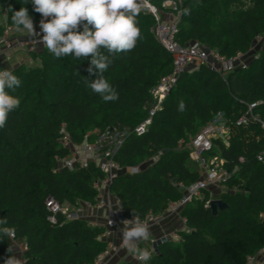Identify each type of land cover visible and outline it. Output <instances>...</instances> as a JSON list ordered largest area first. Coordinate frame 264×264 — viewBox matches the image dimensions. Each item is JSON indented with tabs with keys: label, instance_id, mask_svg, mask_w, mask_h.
Wrapping results in <instances>:
<instances>
[{
	"label": "trees",
	"instance_id": "obj_1",
	"mask_svg": "<svg viewBox=\"0 0 264 264\" xmlns=\"http://www.w3.org/2000/svg\"><path fill=\"white\" fill-rule=\"evenodd\" d=\"M22 6L33 22L41 18L29 0H0L5 14L0 36L6 26H14L13 10ZM183 8L191 13L182 15L178 26L176 39L182 45L198 41L230 58L247 53L256 36L264 34V0H185ZM137 20L141 39L134 50L116 56L104 73L119 93L114 102L102 101L86 85L95 79L87 71L89 59L56 58L42 48L31 53L34 64L13 69L21 86L12 94L21 105L0 129V218L7 217L17 240L26 242L25 264H93L107 249L104 229L84 218L60 214L57 224H51L46 200L52 196L70 207L95 204L94 182L105 177L93 162L86 168H58L57 160L70 153L60 142L62 126L76 144L95 141L107 128L132 131L154 105L151 88L172 72L171 54L151 31L154 18L139 12ZM247 62L224 77L206 65L186 70L148 131L140 136L131 132L114 155L123 169L141 167L135 174L123 170L110 185L126 216L133 211L142 219L149 212L159 215L184 196L180 185L188 188L201 179L190 166V150L181 148L180 141L195 136L218 113L228 121V136L215 139L209 153L234 173L228 190L218 194L227 207L213 214L206 206L212 191L203 190L182 209L187 223L179 240L157 246L148 264H245L264 245V164L257 159L264 150V130L253 122L237 125L253 103L254 113L264 118V46ZM9 244L8 237L0 241V264L9 255ZM13 250L18 258L14 245Z\"/></svg>",
	"mask_w": 264,
	"mask_h": 264
},
{
	"label": "built area",
	"instance_id": "obj_2",
	"mask_svg": "<svg viewBox=\"0 0 264 264\" xmlns=\"http://www.w3.org/2000/svg\"><path fill=\"white\" fill-rule=\"evenodd\" d=\"M185 0H159L160 5L153 0H137L139 12L151 15L155 20V25L151 28L152 33L158 42L171 54L173 67L172 72L161 78L159 83L151 88L150 96L153 100V107L147 118L140 122L132 131L119 130L117 128H107L95 141L85 140L80 144L73 142L62 126L60 142L63 147L70 150L69 155L58 159V168L74 170L76 168H86L90 162L96 164L105 174L103 179L94 182L97 190V202L95 204L86 202L78 203L75 207L68 204H61L52 196L46 200V207L50 212L48 221L57 224L58 215L62 214L66 219L85 218L84 211L87 209H106L107 216L104 224L88 221L92 227L104 229L101 237L107 242V249L103 251L93 264H107V260L116 253L123 251L120 247L121 223L125 219H132L133 216H126L121 200L110 192V185L117 175L123 170L133 174L140 171V166L123 169L115 160L114 155L124 144L126 138L131 134L143 135L152 123L156 111L161 109V105L166 96L176 86L179 77L188 69L206 65L223 77L238 67H245L248 58H252L255 53L264 46V34L258 35L255 42L247 53L225 58L216 50H211L202 43L195 41L187 45L180 44L176 37L178 26L181 20L180 10ZM3 15H5L3 13ZM41 18L34 22L35 30L40 33L39 22ZM44 48L40 42V36L29 37L26 33L16 31L14 26H6L0 36V69H8L1 65L2 57L9 54L15 55L17 52L23 54L21 64H34L31 53ZM46 49V48H44ZM13 70V69H12ZM257 103L248 105L247 112L239 118L237 125H244L250 122L257 123L264 130V118L254 113ZM229 134V125L223 113H218L213 120L204 126L195 136L188 141L181 140L179 146L190 150V158L198 164L201 179L190 187H185L184 196L175 202H170L167 209L159 215L149 212L143 221L149 226L157 225L163 217L167 215L180 216L182 223L186 225L187 219L181 215L182 209L193 199L201 196L203 190H218V194L228 190V182L233 176V172L223 167V161L219 156H209L213 150V141L218 138H226ZM264 155V150L258 156ZM257 156V159H258ZM157 158H153L156 160ZM243 161V158H240ZM264 164V160L258 159ZM181 187V185H180ZM219 195L217 196V198ZM209 207V201L206 204ZM261 221L264 223V210L260 213ZM87 220V219H86ZM113 234L120 236L118 243L111 239ZM168 240L178 241L179 236L174 234L164 237ZM163 239V238H162ZM160 239V240H162ZM16 248L18 258L25 262V252L27 244L24 240H17L16 234L10 239ZM157 242V241H156ZM150 246V251H156L154 243ZM135 261V260H133ZM137 264L138 262L135 261ZM245 264H264V245L254 254L248 256Z\"/></svg>",
	"mask_w": 264,
	"mask_h": 264
},
{
	"label": "clouds",
	"instance_id": "obj_3",
	"mask_svg": "<svg viewBox=\"0 0 264 264\" xmlns=\"http://www.w3.org/2000/svg\"><path fill=\"white\" fill-rule=\"evenodd\" d=\"M33 10L41 15L40 33L35 30L32 16L26 6L14 11L12 21L16 31L29 37L40 36L44 48L56 58L74 56L76 59H89V77L86 85L104 102L119 99V93L104 73L113 59L125 54L137 45L142 37L137 16V0H29ZM181 15H189L190 8L180 10ZM82 29V30H81ZM107 53V54H105ZM21 86V81L14 74L12 67L0 69V129L5 128L9 114L21 105V99L12 93ZM180 103L179 110L183 111ZM264 160V155L258 156ZM121 249L125 250L138 264H148L152 251L141 247V242L148 241L153 234L149 224L133 211L132 219L121 222ZM15 228L8 226L7 217L0 218V241L3 237L11 239ZM14 244H9V255L4 264H25L17 258Z\"/></svg>",
	"mask_w": 264,
	"mask_h": 264
},
{
	"label": "crops",
	"instance_id": "obj_4",
	"mask_svg": "<svg viewBox=\"0 0 264 264\" xmlns=\"http://www.w3.org/2000/svg\"><path fill=\"white\" fill-rule=\"evenodd\" d=\"M16 56V57H15ZM23 54L21 52L15 53V55L9 54L8 57H2L1 65L5 68L14 69L18 66V63L22 60ZM214 198V197H212ZM84 216L88 221H93L99 224H104L107 216V210L104 209H87L84 211ZM102 228V227H101ZM151 232L153 234L152 238L148 241L141 242V245L148 244L147 248L152 246V242H156L164 237H170L171 235H178V232L185 229L186 225L182 223L180 216L178 215H167L160 219L157 225L150 226ZM179 236V235H178ZM111 239L118 243L120 240V236L117 234H113ZM130 261H133L131 256L126 253L125 250L113 254L108 260L107 264H127Z\"/></svg>",
	"mask_w": 264,
	"mask_h": 264
},
{
	"label": "water",
	"instance_id": "obj_5",
	"mask_svg": "<svg viewBox=\"0 0 264 264\" xmlns=\"http://www.w3.org/2000/svg\"><path fill=\"white\" fill-rule=\"evenodd\" d=\"M173 182H176V179L173 180ZM181 192H185V187L181 186L180 187ZM209 207L211 209V211L213 212V214H216L218 212V210H223L227 207V204L221 200L220 198H213L209 201ZM167 239L163 238L162 240H157L156 243H154V247L155 250L157 252V246H159L160 244L166 242Z\"/></svg>",
	"mask_w": 264,
	"mask_h": 264
},
{
	"label": "rangeland",
	"instance_id": "obj_6",
	"mask_svg": "<svg viewBox=\"0 0 264 264\" xmlns=\"http://www.w3.org/2000/svg\"><path fill=\"white\" fill-rule=\"evenodd\" d=\"M3 12H4V10H3V8H1L0 7V21L3 23V24H5V15H3ZM16 57V56H15ZM190 166H191V168L193 169V170H199V167H198V164L195 162V161H191L190 162ZM211 191H212V197H217L218 196V192L217 191H214L213 192V190L211 189ZM145 247H147L148 246V244H143Z\"/></svg>",
	"mask_w": 264,
	"mask_h": 264
}]
</instances>
